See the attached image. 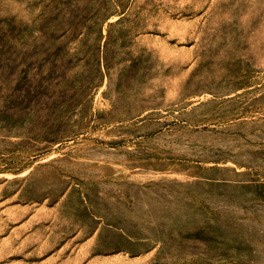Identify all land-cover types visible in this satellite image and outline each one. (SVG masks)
Returning <instances> with one entry per match:
<instances>
[{
	"label": "rangeland",
	"instance_id": "374dc122",
	"mask_svg": "<svg viewBox=\"0 0 264 264\" xmlns=\"http://www.w3.org/2000/svg\"><path fill=\"white\" fill-rule=\"evenodd\" d=\"M0 264H264V0H0Z\"/></svg>",
	"mask_w": 264,
	"mask_h": 264
}]
</instances>
